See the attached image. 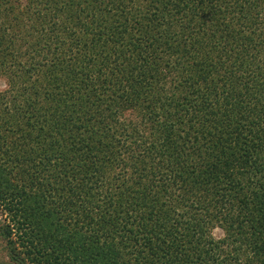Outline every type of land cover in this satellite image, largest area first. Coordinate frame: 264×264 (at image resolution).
<instances>
[{
	"label": "trees",
	"instance_id": "trees-1",
	"mask_svg": "<svg viewBox=\"0 0 264 264\" xmlns=\"http://www.w3.org/2000/svg\"><path fill=\"white\" fill-rule=\"evenodd\" d=\"M0 77L12 264H264V0H0Z\"/></svg>",
	"mask_w": 264,
	"mask_h": 264
},
{
	"label": "rangeland",
	"instance_id": "rangeland-1",
	"mask_svg": "<svg viewBox=\"0 0 264 264\" xmlns=\"http://www.w3.org/2000/svg\"><path fill=\"white\" fill-rule=\"evenodd\" d=\"M6 85V80L2 77H0V90H2L4 88V86ZM6 215L3 213L1 207H0V223H3V222H6ZM212 234L216 237V238H219L223 235V231L219 228H215L213 231H212ZM3 243L1 242L0 240V264H12L7 255H6V252L4 250V247H3Z\"/></svg>",
	"mask_w": 264,
	"mask_h": 264
}]
</instances>
